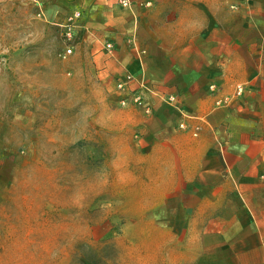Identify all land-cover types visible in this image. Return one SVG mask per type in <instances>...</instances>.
I'll list each match as a JSON object with an SVG mask.
<instances>
[{
    "label": "crops",
    "instance_id": "crops-1",
    "mask_svg": "<svg viewBox=\"0 0 264 264\" xmlns=\"http://www.w3.org/2000/svg\"><path fill=\"white\" fill-rule=\"evenodd\" d=\"M52 6L62 37L81 13L73 49L108 90L126 174L152 194L145 213L169 253L179 264H264V0ZM11 168H0V192Z\"/></svg>",
    "mask_w": 264,
    "mask_h": 264
},
{
    "label": "rangeland",
    "instance_id": "rangeland-1",
    "mask_svg": "<svg viewBox=\"0 0 264 264\" xmlns=\"http://www.w3.org/2000/svg\"><path fill=\"white\" fill-rule=\"evenodd\" d=\"M45 2L0 0V264H179L126 174L108 90Z\"/></svg>",
    "mask_w": 264,
    "mask_h": 264
},
{
    "label": "built area",
    "instance_id": "built-area-1",
    "mask_svg": "<svg viewBox=\"0 0 264 264\" xmlns=\"http://www.w3.org/2000/svg\"><path fill=\"white\" fill-rule=\"evenodd\" d=\"M120 4L123 7H130L131 0H120ZM81 13L79 11L74 12L71 16L68 18L67 24L64 26V33H63V39L66 44L65 48V55L68 56L73 53V46L75 42V28L77 27V21L80 19ZM131 77H128L127 80H130ZM119 88H124V85H119ZM140 102V99L138 98V101Z\"/></svg>",
    "mask_w": 264,
    "mask_h": 264
}]
</instances>
